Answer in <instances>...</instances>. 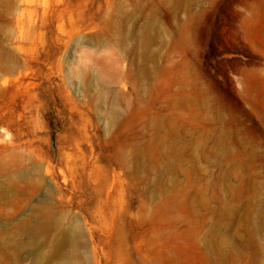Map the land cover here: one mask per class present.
Masks as SVG:
<instances>
[{
	"label": "rangeland",
	"instance_id": "rangeland-1",
	"mask_svg": "<svg viewBox=\"0 0 264 264\" xmlns=\"http://www.w3.org/2000/svg\"><path fill=\"white\" fill-rule=\"evenodd\" d=\"M0 264H264V0H0Z\"/></svg>",
	"mask_w": 264,
	"mask_h": 264
}]
</instances>
